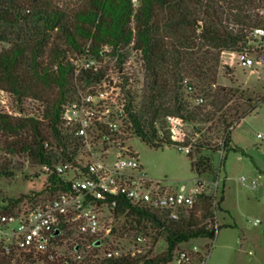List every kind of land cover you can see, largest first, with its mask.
Returning <instances> with one entry per match:
<instances>
[{
    "label": "trees",
    "instance_id": "16d2710c",
    "mask_svg": "<svg viewBox=\"0 0 264 264\" xmlns=\"http://www.w3.org/2000/svg\"><path fill=\"white\" fill-rule=\"evenodd\" d=\"M257 29L264 32V0H84L70 10L53 0H0V41L8 43L0 50V91L14 95L22 113L14 116L0 111V149L24 155L30 166L39 169L53 170L59 162L71 160L77 139L64 126L62 112L75 93L74 56L87 52L102 58L107 54L103 48L109 46L110 54L118 55L121 63L124 49L130 47L140 51L145 69L139 101L133 105L131 99L127 105L132 133L153 148L189 146L187 154L196 156L191 166L198 176L212 172V157L202 152L214 153L219 148L205 140L193 142L187 134L183 142L176 141L166 119L180 117L193 126H206L207 132L220 133L223 151L227 150L235 124L253 112L264 96L248 109L231 108L228 104L238 90L217 84L221 54L254 49ZM263 40L264 35L259 37V42ZM103 72L84 71L80 81L88 84ZM190 85L193 91L186 93ZM27 100L36 106L26 113L22 103ZM15 170L11 160L0 155V177H13ZM47 182L51 184L47 190H56L55 185L63 180L52 171ZM33 193L9 198L5 205L0 199V208L17 205ZM223 200L221 191L217 206L222 211ZM212 201L201 195L179 220L128 202V212L119 207L117 213L125 218L120 236L125 231H134L135 236L156 232L166 247L142 264H170L182 243L215 239L213 230L199 226ZM207 248L209 256L211 245ZM198 260L207 259L200 256ZM138 262L130 257L110 260L88 255L81 261L48 264Z\"/></svg>",
    "mask_w": 264,
    "mask_h": 264
},
{
    "label": "built area",
    "instance_id": "2783aa9c",
    "mask_svg": "<svg viewBox=\"0 0 264 264\" xmlns=\"http://www.w3.org/2000/svg\"><path fill=\"white\" fill-rule=\"evenodd\" d=\"M254 35L260 37L264 32L257 29ZM105 47L104 51L110 54ZM133 52L140 54L139 50ZM223 53L229 54L230 64L243 67L251 68L254 63L264 62V51L257 59L249 51ZM110 55L109 60L115 61L109 67L104 65L106 54L102 58L87 52L74 56L75 93L63 106L62 120L77 139L76 150L71 160L59 162L53 170L48 166L40 168L46 177L44 191L35 192L7 209L0 208V264L64 263L81 261L88 255L110 260L130 257L139 259L142 264L151 257L158 239L156 232L138 233L128 247L108 243L116 230L114 223L121 217H117L118 209L122 207L124 213L128 212V202L166 213L170 220H179L187 215L201 195L212 197V206L199 226L213 230L217 235L221 225L217 206L219 179L208 182L198 176L187 189L151 180L141 169L138 155L121 140L126 124H130L127 105L132 96L125 85L132 78L127 73L131 61L126 54L121 63L118 55ZM101 70L103 76L98 80L88 84L80 81L84 71L97 74ZM187 88L193 91L191 85ZM201 101L202 98L197 100L198 103ZM166 121L172 137L183 142L186 122L174 116L167 117ZM256 137L264 141V131H258ZM114 148L117 151L113 154ZM180 150L188 153L190 148ZM52 171L63 183L56 184V190L50 187L47 190L46 186L51 185L47 182V174ZM164 228L162 226L160 230ZM104 244L109 246L100 254L99 248ZM206 252L196 246L189 251L182 249L170 264H207V260H198L200 256L207 259Z\"/></svg>",
    "mask_w": 264,
    "mask_h": 264
},
{
    "label": "rangeland",
    "instance_id": "374dc122",
    "mask_svg": "<svg viewBox=\"0 0 264 264\" xmlns=\"http://www.w3.org/2000/svg\"><path fill=\"white\" fill-rule=\"evenodd\" d=\"M53 1L66 10L76 8L84 2V0ZM257 39L254 49L249 51L254 59L264 51V40L261 43L259 37ZM7 46V42L0 41V50ZM105 49L111 51L110 47ZM124 50L126 56L130 57L131 63L127 67V73L132 77L125 87L135 105L142 93L145 69L141 54H135L130 47ZM106 55L104 65L109 67L115 60H109L108 57L112 56L108 52ZM229 61V54L222 53L217 84L238 90L228 104L231 108L248 109L249 105H254L264 96V62L254 63L253 67L248 68L236 63L230 64ZM226 66L231 70L226 71ZM187 92L190 91L187 89ZM22 105L26 113L36 106L32 100L24 101ZM0 111L14 116L22 114L15 96L4 91H0ZM183 129L189 140L193 142L205 140L211 147L219 148L214 153L203 150L204 155L212 157L213 170L201 174V178L208 182L219 179L218 195L223 191L224 200L221 206L224 210H219L218 219L223 226L213 241L208 238L191 239L187 243H182L181 248L189 251L196 246L205 253L207 247L211 245L207 264H264V141L256 137L258 131H264V101L235 124L231 130L230 147L225 151L222 148L220 133L212 130L207 132L206 126H193L188 123ZM122 135L121 140L133 154L138 155L141 169L149 179L165 181L173 187L182 189L190 188L195 183L198 173L191 166L196 160L195 155L191 158L184 150H179L175 146L150 147L132 133L130 124H126ZM1 139L0 134V141ZM112 151L114 154L117 148ZM0 155L11 160L16 167L13 177H0V199L4 200V205L9 198H18L20 195H27L32 191L35 193L42 189L45 175L39 168L30 166L24 155H10L1 149ZM220 161H223L221 166ZM257 220L259 222L255 223ZM124 222L123 216L116 219L114 223L116 230L112 238L108 239V243L128 247L133 242L134 231H125L120 236ZM107 246L109 245H102L99 253L101 254ZM165 247V240L158 237L151 256L159 254Z\"/></svg>",
    "mask_w": 264,
    "mask_h": 264
},
{
    "label": "water",
    "instance_id": "95a60500",
    "mask_svg": "<svg viewBox=\"0 0 264 264\" xmlns=\"http://www.w3.org/2000/svg\"><path fill=\"white\" fill-rule=\"evenodd\" d=\"M225 70H226V71H229V70H230V68H229L228 66H226V67H225Z\"/></svg>",
    "mask_w": 264,
    "mask_h": 264
},
{
    "label": "crops",
    "instance_id": "0c3cea01",
    "mask_svg": "<svg viewBox=\"0 0 264 264\" xmlns=\"http://www.w3.org/2000/svg\"><path fill=\"white\" fill-rule=\"evenodd\" d=\"M223 207V206H222Z\"/></svg>",
    "mask_w": 264,
    "mask_h": 264
}]
</instances>
